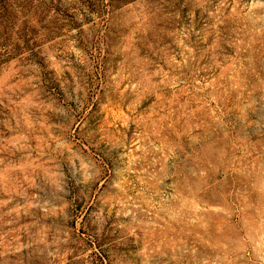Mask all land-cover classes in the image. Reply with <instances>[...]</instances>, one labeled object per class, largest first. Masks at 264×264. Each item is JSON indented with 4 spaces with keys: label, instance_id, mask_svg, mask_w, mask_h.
I'll return each instance as SVG.
<instances>
[{
    "label": "rangeland",
    "instance_id": "374dc122",
    "mask_svg": "<svg viewBox=\"0 0 264 264\" xmlns=\"http://www.w3.org/2000/svg\"><path fill=\"white\" fill-rule=\"evenodd\" d=\"M4 4L0 264H264V0Z\"/></svg>",
    "mask_w": 264,
    "mask_h": 264
},
{
    "label": "trees",
    "instance_id": "16d2710c",
    "mask_svg": "<svg viewBox=\"0 0 264 264\" xmlns=\"http://www.w3.org/2000/svg\"><path fill=\"white\" fill-rule=\"evenodd\" d=\"M2 6H1V8H0V21H1V19H2V17H3V21H4V17H6V6H5V4H4V0H2ZM7 18V17H6ZM2 21V22H3Z\"/></svg>",
    "mask_w": 264,
    "mask_h": 264
}]
</instances>
